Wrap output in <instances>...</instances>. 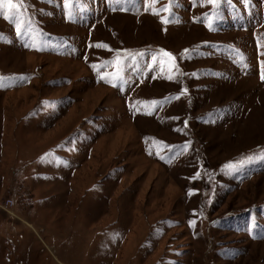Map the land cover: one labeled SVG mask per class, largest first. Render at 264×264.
<instances>
[{
    "label": "rangeland",
    "instance_id": "rangeland-1",
    "mask_svg": "<svg viewBox=\"0 0 264 264\" xmlns=\"http://www.w3.org/2000/svg\"><path fill=\"white\" fill-rule=\"evenodd\" d=\"M262 76L264 0L0 15V264H264Z\"/></svg>",
    "mask_w": 264,
    "mask_h": 264
},
{
    "label": "snow or ice",
    "instance_id": "snow-or-ice-1",
    "mask_svg": "<svg viewBox=\"0 0 264 264\" xmlns=\"http://www.w3.org/2000/svg\"><path fill=\"white\" fill-rule=\"evenodd\" d=\"M208 3L211 4H215L216 0H207ZM22 4V0H0V15H3L6 19L9 18V11H18L21 7ZM167 10V9H164ZM163 22L167 23V20H164ZM188 50H185V52H187ZM164 57H167L169 59H174V57L172 56L171 53L169 52H164L163 53ZM126 58H131L130 54L129 57ZM126 58H122L120 56H117L115 59V64H116V71L114 73L111 74H106L103 78L107 79L108 75H112L116 78L120 77L121 72L123 71V67H124V59ZM153 61L156 62L157 61V56H153ZM169 79H172L173 77L170 75L168 77ZM262 79H264V76L261 77ZM178 98V97H177ZM156 103V102H153ZM185 147H187V145H185ZM190 223L194 224V221H191Z\"/></svg>",
    "mask_w": 264,
    "mask_h": 264
},
{
    "label": "built area",
    "instance_id": "built-area-1",
    "mask_svg": "<svg viewBox=\"0 0 264 264\" xmlns=\"http://www.w3.org/2000/svg\"><path fill=\"white\" fill-rule=\"evenodd\" d=\"M14 200L12 198H7L6 201L3 203V207H11L13 206Z\"/></svg>",
    "mask_w": 264,
    "mask_h": 264
}]
</instances>
